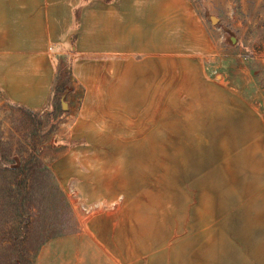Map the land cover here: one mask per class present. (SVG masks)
<instances>
[{
    "label": "rangeland",
    "instance_id": "1",
    "mask_svg": "<svg viewBox=\"0 0 264 264\" xmlns=\"http://www.w3.org/2000/svg\"><path fill=\"white\" fill-rule=\"evenodd\" d=\"M179 5L180 28L175 22V35L166 36V96H110L107 86L85 96L73 57L57 53L54 78L65 93L54 92L41 110L0 100V264H36L54 237L106 235L123 245L124 222L136 251L142 232L150 252L157 233L166 251L184 243L190 190L216 171L222 144L254 119L250 111L264 120V2ZM232 85L243 96H222L220 87ZM70 186L89 202L118 201L103 217L77 216ZM109 219L112 230L89 228Z\"/></svg>",
    "mask_w": 264,
    "mask_h": 264
},
{
    "label": "crops",
    "instance_id": "2",
    "mask_svg": "<svg viewBox=\"0 0 264 264\" xmlns=\"http://www.w3.org/2000/svg\"><path fill=\"white\" fill-rule=\"evenodd\" d=\"M179 4L0 0V100L46 108L57 53L73 57L75 85L82 86L85 96H101L106 86L110 96H166V38L175 35V22L180 28ZM184 78L190 82V76ZM227 88L220 87L222 96H243L240 87ZM255 113L249 112L253 120L246 113L242 132L222 144L216 171L205 172L204 183L190 190L183 250L177 244L181 238H175L166 251L165 238L157 233L150 252L142 232L141 242H146L136 251L132 228L124 222L123 245L106 235L54 237L41 247L36 264H264V120ZM108 212L113 210L90 217ZM89 223L95 230H112L116 224L111 219Z\"/></svg>",
    "mask_w": 264,
    "mask_h": 264
},
{
    "label": "built area",
    "instance_id": "3",
    "mask_svg": "<svg viewBox=\"0 0 264 264\" xmlns=\"http://www.w3.org/2000/svg\"><path fill=\"white\" fill-rule=\"evenodd\" d=\"M68 195L70 202L74 205L73 207H75L77 211V216L78 214L81 216H91L104 209H111L118 201V198L111 200L98 198L89 202L81 195L76 186H70L68 188Z\"/></svg>",
    "mask_w": 264,
    "mask_h": 264
},
{
    "label": "trees",
    "instance_id": "4",
    "mask_svg": "<svg viewBox=\"0 0 264 264\" xmlns=\"http://www.w3.org/2000/svg\"><path fill=\"white\" fill-rule=\"evenodd\" d=\"M263 2H264V0H263ZM55 80H56V78H54V82H53V86H52V95H53L54 92L57 91L58 95L61 96L63 93H65L64 91H65V88H66V83H64V82L55 83ZM51 98H52V96H51ZM57 100H58V97H57ZM13 103H16V102H13ZM21 106L24 107L25 109L29 110V108H27L26 106H23V105H21Z\"/></svg>",
    "mask_w": 264,
    "mask_h": 264
},
{
    "label": "water",
    "instance_id": "5",
    "mask_svg": "<svg viewBox=\"0 0 264 264\" xmlns=\"http://www.w3.org/2000/svg\"><path fill=\"white\" fill-rule=\"evenodd\" d=\"M215 18L212 17V20H214Z\"/></svg>",
    "mask_w": 264,
    "mask_h": 264
}]
</instances>
